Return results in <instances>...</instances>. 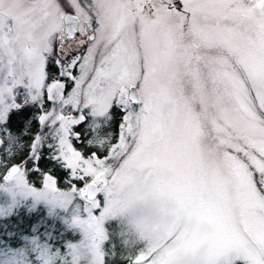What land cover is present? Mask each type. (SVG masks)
Wrapping results in <instances>:
<instances>
[{"label":"snow or ice","instance_id":"1","mask_svg":"<svg viewBox=\"0 0 264 264\" xmlns=\"http://www.w3.org/2000/svg\"><path fill=\"white\" fill-rule=\"evenodd\" d=\"M0 264H264V0H0Z\"/></svg>","mask_w":264,"mask_h":264}]
</instances>
